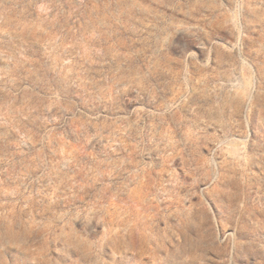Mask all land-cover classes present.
I'll list each match as a JSON object with an SVG mask.
<instances>
[{
  "label": "rangeland",
  "instance_id": "1",
  "mask_svg": "<svg viewBox=\"0 0 264 264\" xmlns=\"http://www.w3.org/2000/svg\"><path fill=\"white\" fill-rule=\"evenodd\" d=\"M0 264H264V0H0Z\"/></svg>",
  "mask_w": 264,
  "mask_h": 264
}]
</instances>
